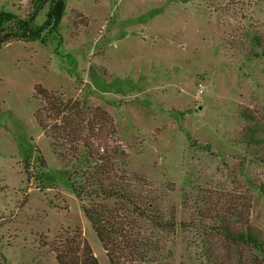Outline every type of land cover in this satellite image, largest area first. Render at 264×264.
I'll return each instance as SVG.
<instances>
[{"label":"rangeland","instance_id":"1","mask_svg":"<svg viewBox=\"0 0 264 264\" xmlns=\"http://www.w3.org/2000/svg\"><path fill=\"white\" fill-rule=\"evenodd\" d=\"M62 1L56 32L0 45V264H61L53 248L68 264L71 238L108 264L39 126L69 103L104 113L102 143L124 151L134 194L176 223L159 232L158 264L257 263L211 227L237 214L264 237V162L237 141L264 126V0ZM48 6L0 0L18 18L34 12L30 27Z\"/></svg>","mask_w":264,"mask_h":264},{"label":"trees","instance_id":"2","mask_svg":"<svg viewBox=\"0 0 264 264\" xmlns=\"http://www.w3.org/2000/svg\"><path fill=\"white\" fill-rule=\"evenodd\" d=\"M63 9L62 0H49L44 21L36 27L29 26L34 12L18 18L0 11V45L12 36L38 39L46 27L56 32ZM4 24L9 25L8 30L4 29ZM52 110L57 119L55 124L45 127L39 122V126L67 173L72 193L87 199L82 211L105 251L108 264L160 263L163 245L159 232L170 230L176 223L173 219H164L153 202H142L134 194L122 168L126 163L124 151L113 143H102L99 132L105 124L104 113L82 103L79 107L69 103L57 110L52 107ZM240 115L253 120L247 109H242ZM237 141L254 152L258 161L264 162V126L250 122L241 129ZM253 145L258 148H251ZM257 188L264 193V180ZM236 216L235 224L220 222L211 230L229 244L257 250L260 258L253 264H264V237L244 218ZM206 227L203 226L202 231ZM69 242L76 248L72 250L75 260L69 259L68 264H98L86 243L75 238ZM53 252L56 260L64 263L65 254L57 248H53ZM210 255L207 252L204 257L210 258Z\"/></svg>","mask_w":264,"mask_h":264}]
</instances>
